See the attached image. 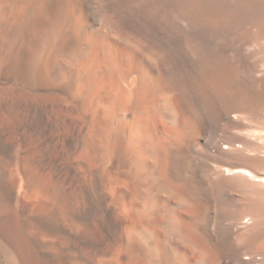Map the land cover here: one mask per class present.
<instances>
[{"label": "bare ground", "instance_id": "6f19581e", "mask_svg": "<svg viewBox=\"0 0 264 264\" xmlns=\"http://www.w3.org/2000/svg\"><path fill=\"white\" fill-rule=\"evenodd\" d=\"M0 264H264V0H0Z\"/></svg>", "mask_w": 264, "mask_h": 264}]
</instances>
